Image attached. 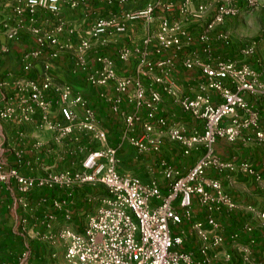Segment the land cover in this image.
I'll return each instance as SVG.
<instances>
[{"label": "crops", "instance_id": "crops-1", "mask_svg": "<svg viewBox=\"0 0 264 264\" xmlns=\"http://www.w3.org/2000/svg\"><path fill=\"white\" fill-rule=\"evenodd\" d=\"M184 1L59 0V13L51 14L41 9L30 13L25 0H0V110L8 108L12 114L9 118L0 117V170L5 173L17 170L20 175L34 179L45 178L57 171L71 175L83 171L81 160L92 151L89 136L75 131L64 140H58L43 125L40 111L27 100V91L19 89L29 80L42 88L49 78L55 88L68 86L72 98L87 100L97 122L106 132L107 144L117 150L118 172L137 175L143 180H155L165 194L167 182L162 176L161 163L166 162L184 175L199 155L198 151L192 150L183 156L182 149L170 140L167 128L177 127L183 135L190 136L193 132L202 133L204 127L202 120L175 104L166 95L164 87L169 86L187 97L209 93L213 105L220 98L213 90L202 91L204 78L201 72L197 68L183 67L178 60L170 74L164 76L157 63L172 54L170 51L156 54L152 46H143L142 41L147 34L143 19L126 23L128 36L110 34L100 46L86 32L98 17L123 16L151 4L155 6L153 15L157 19L182 22L184 30L192 35L189 51L196 59L212 65L219 59L246 62L264 83V0H259L254 7L246 6L241 0L236 1L233 5L238 9L237 14L226 18L210 33L208 54L198 37L221 3L219 0H190L186 5L189 10L196 11L199 6L206 8L200 18H193L182 10ZM31 22L45 36L47 44L44 47L24 30ZM253 22L259 26L254 36L248 35L246 29ZM59 23L62 30L51 34ZM14 26H21L22 30L16 39L9 40L8 31ZM218 35L223 38L217 39ZM254 41L257 48L253 56H245L243 48ZM83 42L88 44V48L81 51L79 47ZM66 45L68 48L63 47ZM125 51L127 59L120 60V54ZM54 52L55 57L52 56ZM103 56L115 63L118 74L137 79L159 94L154 118L148 117L150 109L137 107L133 83L123 94H118L111 85L99 86L89 80L90 75L100 68L99 59ZM25 66L29 69L26 70ZM262 89L264 91V85ZM43 93L51 102V120L64 124L56 90L51 88L43 90ZM244 97L264 118V92L255 96L245 94ZM27 107L33 108L29 120L24 119ZM71 110L75 120L80 121L83 117L80 106H71ZM128 115L136 117L129 128L125 123ZM158 118L164 119L165 128L156 124ZM144 124L152 125L150 132H145ZM242 134L253 137L250 129H242ZM137 140L144 142L145 150L140 151L134 146L133 142ZM214 148L220 159L232 162L236 168L220 174L211 170L206 173L222 183L238 208L230 214L215 215L222 226L225 242L209 252L210 264H243L244 252L251 239L254 240L250 248L251 264H264V226L257 219V212L264 209V143L254 145L241 139L228 143L218 138ZM243 164H247L254 173L241 169ZM43 189L50 194H41ZM100 197L99 188L76 184L34 188L26 200L17 180L0 181V264H66L63 258L65 243L59 237L60 230L82 231L85 221L80 223L77 218L82 215L86 220L96 210ZM193 199L196 218L203 221L205 216L195 203V197ZM152 204L157 202L152 201ZM246 224L253 226V232L243 231ZM181 229L188 233L189 223L183 222L172 231L178 234ZM234 233L240 234L238 241L232 239ZM26 245L28 256L21 262ZM178 249L195 253L196 238H189ZM226 254L230 255L231 262L225 261Z\"/></svg>", "mask_w": 264, "mask_h": 264}, {"label": "built area", "instance_id": "built-area-1", "mask_svg": "<svg viewBox=\"0 0 264 264\" xmlns=\"http://www.w3.org/2000/svg\"><path fill=\"white\" fill-rule=\"evenodd\" d=\"M189 1H184L182 10L190 17L200 18L206 9L205 6L191 11L189 6H186ZM219 1L221 4L198 37L207 54L210 33L226 18L235 16L238 12L233 4L239 0ZM241 1L249 7H254L259 2ZM25 3L30 13L41 9L58 14L60 9L59 0H25ZM154 7L150 4L143 10L128 12L123 16L98 17L86 34L100 46L110 34L125 35L127 22L143 19L147 26L143 46H152L156 54L163 51H170L172 54L170 58L157 63L164 76L170 74L175 61L178 60L183 67L197 68L201 72L204 78L202 91L213 90L220 98V101L213 105L209 93L187 97L169 86L164 87L166 95L184 112L202 120L204 127L202 133L193 132L190 136L183 135L177 127L167 128L170 140L182 149L183 156L189 155L192 150L198 151L199 155L193 167L184 175L166 162L161 163L162 176L167 182L165 194L155 180H143L136 175L118 172L117 150L107 144L106 132L97 122L87 100L81 97L72 98L68 86L55 88L49 78L42 88L32 80L19 86V89L27 91V100L40 111L43 125L47 126L58 140H64L77 131L89 136L91 142L96 144V148L87 152L81 160L83 171L73 175L57 171L45 178L34 179L20 175L17 170L8 173L0 170V181L9 178L17 180L19 190L26 200L31 191L38 187H71L82 184L100 185L106 190V194L99 198L96 210L86 217L82 231L70 228L60 230L59 237L65 243L63 258L66 264H210L209 252L225 242L222 226L215 215L230 214L238 208V204L226 193L222 183L206 173L211 170L220 174L236 168L232 162L218 157L214 148L215 141L221 138L228 143L238 139L254 145L264 143V118L260 117L258 110L244 97L245 94L255 96L264 92V83L260 81L259 74L246 62L219 59L212 65L210 62L196 59L189 51L192 35L184 30L182 22L171 23L165 18L157 19L153 15ZM21 30V26L10 28L8 39H16ZM24 30H27L41 47L47 44L45 36L32 22ZM61 30L62 25L59 23L51 34ZM216 38L222 39L223 36L218 35ZM63 47L68 48L67 45ZM86 48L88 44L81 43L79 49L83 51ZM256 48L257 42L254 41L243 48L242 52L245 56L252 57ZM52 56L55 57L56 53ZM127 57V51L120 54V60L125 61ZM99 61L100 68L90 75L89 80L99 86L111 85L118 94H123L133 83V97L137 107L150 109L148 117L154 118L153 111L160 101L159 94L149 90L137 79L118 74L115 63L109 57L103 56ZM25 69L29 67L25 66ZM51 88L58 93L57 104L64 124L50 118L51 102L45 98L43 90ZM74 105H79L82 110L83 117L80 121H76L72 113L71 106ZM24 111V119L29 120L33 108L27 107ZM11 115L8 108L0 110V117L9 118ZM135 119V116H126V126L129 128ZM156 124L162 128L166 125L162 118L156 119ZM143 127L145 132L152 129L151 124H144ZM242 129H250L253 137L244 136ZM133 144L140 151L146 149L143 141L137 140ZM240 168L254 173L249 170L247 164L241 165ZM256 176L259 178L257 174ZM194 197L195 203L205 216L203 221L197 220L194 213ZM152 201L157 204L153 205ZM247 208L252 209L250 206ZM257 219L264 226V209L257 212ZM183 222L189 223V232L181 229L178 234H174L173 227H179ZM253 230L252 225L246 224L243 227L246 233ZM193 237L197 241L195 253L178 249ZM232 239L238 241L240 234L234 233ZM253 243L254 240L251 239L246 246L243 264H251L250 248ZM25 248L21 262L28 256V246ZM225 261L231 262L229 254L225 255Z\"/></svg>", "mask_w": 264, "mask_h": 264}, {"label": "rangeland", "instance_id": "rangeland-1", "mask_svg": "<svg viewBox=\"0 0 264 264\" xmlns=\"http://www.w3.org/2000/svg\"><path fill=\"white\" fill-rule=\"evenodd\" d=\"M251 25L252 26H249V27H246V29H247V33H248V35H252V36H254L255 34H256V32H257V30L259 29V26H258V24L257 23H255V22H253V23H251ZM124 37L125 36H128V32L125 34V35H123ZM130 174H132V172L130 173ZM137 176V175H136ZM139 177V176H138ZM141 178V177H140ZM89 213H91V212H89ZM77 220H79V222L81 223H83L84 221H85V218L81 215V216H79V218H77Z\"/></svg>", "mask_w": 264, "mask_h": 264}, {"label": "trees", "instance_id": "trees-1", "mask_svg": "<svg viewBox=\"0 0 264 264\" xmlns=\"http://www.w3.org/2000/svg\"><path fill=\"white\" fill-rule=\"evenodd\" d=\"M88 139H89V144L91 146L90 149L94 150L96 148V144H94L93 142H91L90 138H88ZM94 187L99 188L101 196H104L106 194V190L102 186L96 185ZM40 193L43 194V195H47V196L50 194L49 192H48V194H46L47 193V189L41 190Z\"/></svg>", "mask_w": 264, "mask_h": 264}]
</instances>
